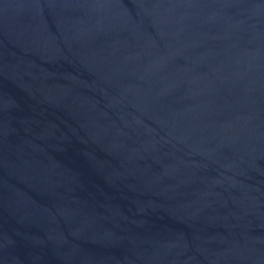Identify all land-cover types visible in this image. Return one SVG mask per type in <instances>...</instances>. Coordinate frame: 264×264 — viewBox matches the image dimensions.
I'll return each mask as SVG.
<instances>
[{"label":"water","instance_id":"95a60500","mask_svg":"<svg viewBox=\"0 0 264 264\" xmlns=\"http://www.w3.org/2000/svg\"><path fill=\"white\" fill-rule=\"evenodd\" d=\"M264 248V0H0V264Z\"/></svg>","mask_w":264,"mask_h":264}]
</instances>
